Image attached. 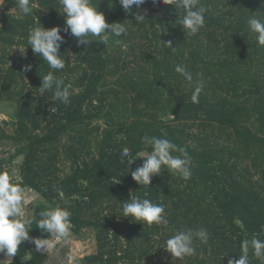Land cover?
Masks as SVG:
<instances>
[{
  "label": "trees",
  "instance_id": "1",
  "mask_svg": "<svg viewBox=\"0 0 264 264\" xmlns=\"http://www.w3.org/2000/svg\"><path fill=\"white\" fill-rule=\"evenodd\" d=\"M93 2L107 23H124L127 34L110 37L107 45L94 40L78 46L77 38L64 32L66 15L59 0H33L31 16L10 11L14 0H5L6 9L0 10V110L4 104L16 107L14 133L0 129V143L19 145L18 182L46 201L34 208L37 213L59 202L63 191L71 229L97 231L99 250L88 257L89 264H227L224 255L238 259L244 239L256 235L264 240V47L247 25L253 15L264 19V5L261 0H199L207 9L205 25L187 35L176 23L175 8L159 0L140 6L147 10L141 13L147 19L142 24L119 0ZM38 20L46 29H61L63 70L49 69L27 48ZM13 46L27 48L26 54H12ZM28 64L31 70L24 71ZM177 64L194 77L203 74L198 103L191 101L193 86L174 71ZM48 71L71 84L67 105L54 100L51 91L41 96ZM146 134L185 148L194 165L191 178L162 169L149 187L137 184L131 171L143 158H136L129 171L120 151L150 152L141 142ZM130 193L163 204L168 227L121 217V203ZM185 227H204L209 239L197 241L195 255L180 260L164 249V241ZM29 235L48 238L35 225ZM34 249L23 242L12 264H45L47 253ZM27 252L31 260L23 258ZM0 260H6L2 253ZM249 260L261 264L251 250Z\"/></svg>",
  "mask_w": 264,
  "mask_h": 264
},
{
  "label": "clouds",
  "instance_id": "2",
  "mask_svg": "<svg viewBox=\"0 0 264 264\" xmlns=\"http://www.w3.org/2000/svg\"><path fill=\"white\" fill-rule=\"evenodd\" d=\"M164 5H170L175 8V14L178 19L176 23L182 26L187 35L197 34L205 25L206 7L200 4L199 0H159ZM145 0H119V4L126 13L134 14V21L142 24L145 16L142 12L141 5ZM156 3V0H153ZM264 5V0H261ZM5 0H0V7H3ZM15 10L23 16L34 14L33 0H14ZM63 14L66 15L64 32L70 33L77 38V45H85L90 41H99L107 45L110 37L119 38L121 34H127V26L124 23L109 24L105 20L102 12L97 10V3L93 0H59ZM135 6V10L133 8ZM9 11V12H10ZM8 12V13H9ZM249 31L256 36L258 46L264 47V19L255 15L247 19ZM98 37L99 39H93ZM65 37L61 35L59 26L46 29L40 21L32 27L27 37V45L31 47L33 53L46 62L51 70H63L67 60L59 53L61 44ZM165 44V43H164ZM171 48V44H165ZM13 48H16L13 46ZM12 48V49H13ZM19 49L26 54V49ZM31 64L24 66V71H30ZM174 71L183 77L190 85L193 86L191 101L199 102V95L204 89V80L202 73L194 74L186 66L177 64ZM71 84H65L64 79L58 78L53 71H48L42 76V85L39 87L41 96L45 92L51 91L53 99L59 100L67 105L70 101ZM144 148L151 149L150 152H143L133 155L128 147L120 151L121 163H126L129 171L136 158H143V163L134 171H131L132 179L143 187H149L154 176H160L162 169L168 173L188 180L192 176L193 161L188 151L172 142L170 139L144 135L141 138ZM128 171V172H129ZM119 180L116 179L115 183ZM86 186V185H85ZM133 193V192H132ZM130 199L122 204V216L131 217L130 221L147 224L149 226L163 225L168 227L169 221L165 215L163 204L153 203L147 198H141L139 195H132ZM60 201L55 202L48 207H40L37 213L29 215L26 211V205L30 202V197L25 193L24 187L20 182L14 179L8 171H0V253H3L7 259L0 260L10 261L19 252V246L23 242L33 243L35 252L49 253L53 248V242L50 239L66 240L71 233V216L70 204L64 198L63 191L59 193ZM39 217V218H37ZM35 225L43 233L48 234V238H32L29 231ZM209 239L208 230L204 227L191 228L185 227L173 231L164 241V249L171 254L173 258L183 260L185 257H191L196 253V242L207 243ZM241 253L238 259H232L230 255L227 264H250L249 251L264 264V240L253 235L251 239H244L241 242ZM28 253V252H27ZM25 260H31L33 257L30 253L23 257ZM74 257L68 255L67 259L72 260Z\"/></svg>",
  "mask_w": 264,
  "mask_h": 264
},
{
  "label": "rangeland",
  "instance_id": "3",
  "mask_svg": "<svg viewBox=\"0 0 264 264\" xmlns=\"http://www.w3.org/2000/svg\"><path fill=\"white\" fill-rule=\"evenodd\" d=\"M5 6L0 7V10H5ZM16 12L15 10H13ZM138 42H143L142 39L137 38ZM122 49H127V45H123ZM12 54L20 52L22 56L24 52L14 48L11 50ZM0 110V129H4L7 133L13 134L15 127L12 122L16 120L14 116L16 107L13 108L9 104H4ZM174 116H171L173 118ZM8 121L9 124H5ZM103 127L107 126L104 119L100 120ZM19 145L12 140H7L5 143H0V166L3 171H8L10 175L14 176L15 180H19L20 164L23 160L22 154H17ZM25 193L31 198L26 205V211L29 215L33 214L34 208L45 200L33 189L24 187ZM46 202V201H45ZM53 248L47 254L48 258L45 264H89L88 257L96 254L99 250V241L97 238V231L92 228H84L80 233H75L71 229L70 236L66 240H56L51 238ZM42 253H45L42 251ZM3 254V253H2ZM4 255V254H3ZM72 255L74 258L68 260L67 256ZM7 259V257H6ZM98 264V263H94Z\"/></svg>",
  "mask_w": 264,
  "mask_h": 264
},
{
  "label": "crops",
  "instance_id": "4",
  "mask_svg": "<svg viewBox=\"0 0 264 264\" xmlns=\"http://www.w3.org/2000/svg\"><path fill=\"white\" fill-rule=\"evenodd\" d=\"M47 261V260H46ZM46 263V262H45Z\"/></svg>",
  "mask_w": 264,
  "mask_h": 264
}]
</instances>
